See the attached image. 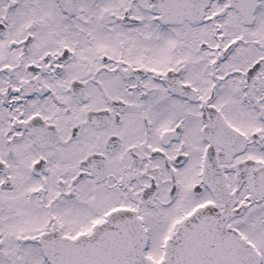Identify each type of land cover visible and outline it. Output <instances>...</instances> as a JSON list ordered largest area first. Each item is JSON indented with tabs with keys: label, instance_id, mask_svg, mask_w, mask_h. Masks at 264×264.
Listing matches in <instances>:
<instances>
[{
	"label": "snow or ice",
	"instance_id": "1",
	"mask_svg": "<svg viewBox=\"0 0 264 264\" xmlns=\"http://www.w3.org/2000/svg\"><path fill=\"white\" fill-rule=\"evenodd\" d=\"M0 264H264V0H0Z\"/></svg>",
	"mask_w": 264,
	"mask_h": 264
}]
</instances>
